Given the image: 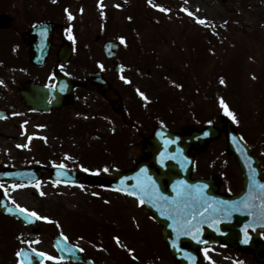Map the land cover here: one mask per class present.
<instances>
[{"label": "rangeland", "instance_id": "374dc122", "mask_svg": "<svg viewBox=\"0 0 264 264\" xmlns=\"http://www.w3.org/2000/svg\"><path fill=\"white\" fill-rule=\"evenodd\" d=\"M0 8V13L13 18L12 24L0 30V109L10 110L8 106L15 105L6 119H0V166L44 164L46 170L34 186L2 181L0 191H6L10 201L27 212L47 217L40 219V234L29 238L31 227L0 214V264H21L16 252L20 246L47 254L43 264H68L57 257L47 236L52 231L71 238L94 257L95 263L174 264L163 243L161 227L136 199L122 193L115 196L88 181L79 186L58 184L47 176V171L59 164L80 168L86 175L101 171L106 174L107 164L116 160V155L120 160L117 156L114 165L125 169L144 156L140 142L146 132L151 134L154 124L164 122L173 128L211 124L221 133L201 150H194L199 173L219 177L224 191H239L241 178L235 159L227 154L223 118L233 119L227 114L231 112L237 130L256 133L264 140V0H0ZM46 20L59 25L55 44L66 36L81 43L73 63L85 57L84 69L98 66L114 76L113 62L104 55L102 43L107 39L121 43L116 60L122 67L115 74L121 79V97L113 91L106 98L92 93L83 96L82 104L74 109H62L50 116L23 107L11 80L24 69L37 72L22 53L26 47L29 52L30 46L25 45L29 29ZM17 26L24 37L23 47L22 43L18 46L16 32H8ZM97 35L102 37L100 43ZM50 64H56L55 58ZM84 69L70 64L69 70H82V74ZM45 70L39 69L38 76L45 77ZM30 76L22 74L21 80L27 81ZM13 88V95L7 96ZM174 93L186 108L183 113L182 109L174 112L177 116L171 118L166 106L170 110L173 103L180 104L172 100ZM112 99L130 106L131 114L125 117L131 118L130 128L136 136H128L131 145L127 155V136L117 133L129 128L117 124L115 117L121 114L111 109ZM137 100L148 103L145 117L135 106ZM137 115L146 126L133 123ZM65 121L75 129L73 136L77 139L61 131ZM78 143L79 147L86 144L81 152ZM103 146L108 152H102ZM260 148H264L263 141H256V149ZM91 150L93 153H89ZM223 167L228 168V183ZM128 231L132 232L128 235ZM107 237L115 244L107 245ZM201 254L204 264H262L249 252L224 246L207 247Z\"/></svg>", "mask_w": 264, "mask_h": 264}, {"label": "water", "instance_id": "95a60500", "mask_svg": "<svg viewBox=\"0 0 264 264\" xmlns=\"http://www.w3.org/2000/svg\"><path fill=\"white\" fill-rule=\"evenodd\" d=\"M44 27L45 25L36 27L40 31L37 36L42 35ZM50 39L51 36L45 43L42 40L36 42L41 58L47 53ZM112 44L114 43L109 42L105 46L107 52ZM116 49L115 44L114 50ZM67 86L65 84L64 88ZM58 87L44 89L34 86L33 91L37 97L33 102L42 98L36 107L48 109L46 98L57 91ZM72 88L73 84L70 83L69 90ZM225 123L229 150L235 154L246 174L245 190L239 196H221L216 193L213 181L190 178L192 159L188 153L189 147L192 144L202 145L207 138L217 136L219 132L213 126L186 135L160 129L148 140V149L152 152L150 159L140 162L133 170L114 171L115 179L102 181L109 188L129 192L144 201L154 218L163 225L165 240L171 253L181 264H199L197 249L213 242L250 247L257 253L255 246L259 241L258 230L264 228V188L261 187L264 185V177L249 148L235 132L233 121L226 119ZM169 160L173 162L172 165L168 164ZM53 171L60 177L67 174L59 168ZM14 174L15 179L23 178L19 171ZM35 174L33 172L31 176L32 181L39 176L38 172ZM234 206L240 210H233ZM8 211L23 219L29 218L17 208L10 206ZM161 212L164 214L161 215ZM184 243L187 247H183ZM61 253L65 257L64 254H71V251L63 244ZM21 257L26 261L24 255Z\"/></svg>", "mask_w": 264, "mask_h": 264}, {"label": "flooded vegetation", "instance_id": "af4514ba", "mask_svg": "<svg viewBox=\"0 0 264 264\" xmlns=\"http://www.w3.org/2000/svg\"><path fill=\"white\" fill-rule=\"evenodd\" d=\"M0 10H2V8H0ZM2 19H4V17L2 16V14H0V25L3 24V21H1ZM9 23H10V22L6 23V25L3 26V28H5L6 26H8ZM12 30H14V31L16 32L17 36H18V31H19L18 26H17L16 28H13V29L10 28V31H8V32H11ZM18 44H20V38H19V37H18ZM80 45H81L80 42H75V43H74V52H76V56H77V54H78V48H79ZM85 46L88 47L87 44L84 45V47H85ZM95 50H97V49H95ZM85 75H86L85 73H82V74L76 73L75 75L73 74L74 78H75L76 80L81 81V82H83L82 80L84 79ZM106 77H107V79H108L109 81H111L112 83H114L115 80H116V78H115V77H112L110 73H106ZM17 82H18V80H17ZM83 89H85L86 91L83 92V91H84ZM82 90H83V91H82ZM92 92H97V93H99V94H104V93H103L104 91H101L97 86L87 85L86 87L80 89L79 91L77 90V99H78V98L81 99V96H85V97H86V96L90 95ZM114 94H116L117 96H119L121 93H120L119 90H116V92H115ZM12 95H13V94H12ZM12 95H11V96H12ZM121 105H122V104H121ZM121 105H120L119 107H117V106H116V102H115V107H116V109H119V108L121 107ZM123 120H124V125L130 127V124H129V122L126 120V117H123ZM131 136H136V135H135V133H134V134H132ZM143 136H146V134H144ZM255 154L258 156V158H259V160H260V163H261V165H262V168H263V170H264V150H257V149H256V150H255ZM81 177H82V178H86V177H85L84 175H82V174H81ZM83 255H84V257H87L86 254H83Z\"/></svg>", "mask_w": 264, "mask_h": 264}, {"label": "snow or ice", "instance_id": "6c2138e0", "mask_svg": "<svg viewBox=\"0 0 264 264\" xmlns=\"http://www.w3.org/2000/svg\"><path fill=\"white\" fill-rule=\"evenodd\" d=\"M164 11H167V9H163ZM185 11H187V9H184ZM190 15H191V13H189ZM72 17H71V15L69 14V19H71ZM200 23H204V21L203 20H200L199 21ZM69 38H71V37H69ZM223 82V81H222ZM141 95H143L142 93H141ZM223 103V102H222ZM225 110L227 111V109H226V106H225ZM228 115H230V116H232L233 117V119H235V117H234V115L231 113V112H228L227 113ZM205 135H207V133H205ZM62 167V166H61ZM85 171H88L87 169H85ZM105 171H107V169H105ZM261 187L262 188H264V185H261ZM143 190V189H142ZM164 199H166V198H164ZM144 201L143 200H141V203H143ZM246 207L248 206L247 204L245 205ZM18 208H19V206H17ZM21 212H27V209H19ZM233 210H240L238 207H233ZM164 213L163 212H161V215H163ZM31 216H33V217H37V213H35V212H32L31 214H30ZM38 218H40V219H47V217H38ZM184 234H189V233H184ZM17 255L19 256L20 255V253L18 252L17 253ZM38 255H45V254H43V253H39ZM49 259H54L53 257H49ZM21 264H23V262H21Z\"/></svg>", "mask_w": 264, "mask_h": 264}]
</instances>
